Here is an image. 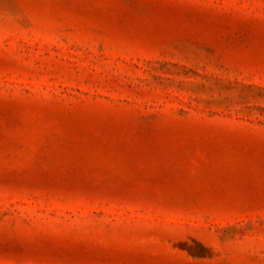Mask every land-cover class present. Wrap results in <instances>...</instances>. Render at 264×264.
Here are the masks:
<instances>
[{
    "label": "rangeland",
    "instance_id": "obj_1",
    "mask_svg": "<svg viewBox=\"0 0 264 264\" xmlns=\"http://www.w3.org/2000/svg\"><path fill=\"white\" fill-rule=\"evenodd\" d=\"M0 264H264V0H0Z\"/></svg>",
    "mask_w": 264,
    "mask_h": 264
}]
</instances>
